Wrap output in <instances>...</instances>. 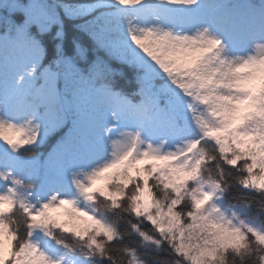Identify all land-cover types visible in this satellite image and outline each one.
<instances>
[{"label": "snow or ice", "instance_id": "1", "mask_svg": "<svg viewBox=\"0 0 264 264\" xmlns=\"http://www.w3.org/2000/svg\"><path fill=\"white\" fill-rule=\"evenodd\" d=\"M0 264H264V0H0Z\"/></svg>", "mask_w": 264, "mask_h": 264}]
</instances>
